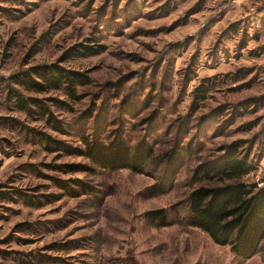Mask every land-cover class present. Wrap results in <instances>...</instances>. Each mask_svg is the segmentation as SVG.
<instances>
[{
    "label": "rangeland",
    "instance_id": "obj_1",
    "mask_svg": "<svg viewBox=\"0 0 264 264\" xmlns=\"http://www.w3.org/2000/svg\"><path fill=\"white\" fill-rule=\"evenodd\" d=\"M80 45L103 52L63 61L92 77L78 102L22 91L67 102L48 103L64 133L0 98V264H264V242L242 259L184 221L194 169L235 141L252 146L257 163L246 180L264 184V0H0V84ZM6 119L67 148L38 144ZM83 131L130 144L148 138L160 164L61 170L90 164L79 153ZM173 153L183 163L162 191ZM157 209L167 225L147 218Z\"/></svg>",
    "mask_w": 264,
    "mask_h": 264
},
{
    "label": "trees",
    "instance_id": "obj_2",
    "mask_svg": "<svg viewBox=\"0 0 264 264\" xmlns=\"http://www.w3.org/2000/svg\"><path fill=\"white\" fill-rule=\"evenodd\" d=\"M102 52L91 46L80 45L69 49L61 61L17 72L11 77L4 78L3 83L0 84H3L0 86V93L2 91L5 93L0 94V98H4L27 118L45 120L54 131L64 133V125L51 112L48 103L55 102L65 107L69 104L55 98L25 96L22 91L36 95L59 93L69 103H76L81 98L79 90L91 85L92 77L88 71L64 67L63 61L72 58H90ZM4 83L7 85L4 86ZM199 90L201 93L197 95L198 100L203 101L205 90L200 88ZM93 117L91 113L85 114L83 117L85 127ZM5 121L10 126L18 127L23 134L34 137L38 144L52 146L57 150L67 148L51 136L35 131L17 120ZM152 129L151 131H156L155 128ZM80 139L83 149H80L79 153L90 164H65L61 166V170L73 171L82 168L94 173L98 169L111 172L128 169L133 172H144L148 167L160 164L155 146L148 138L137 144H130L120 139L109 140L101 133L87 135V132L83 131ZM246 145L245 141H235L223 149L218 156L203 160L197 165L194 169L197 181L188 194L184 216L185 223L208 233L217 244L229 246L231 251L242 259L254 257L264 242V184L246 180V177L257 168V163L251 157L252 146ZM190 148L191 146L186 147L185 151L196 152V148L194 150ZM179 154L182 155V153H173L166 159L168 178L160 186L162 191L168 190L176 181L178 170L183 163V158ZM56 181L61 188L70 189L65 181ZM77 186L82 185L78 183ZM87 187L83 186L85 192ZM70 192L75 193L76 190L71 189ZM16 193L23 195L21 192ZM10 196L14 198L13 195ZM26 199L29 204H35V196L28 195ZM147 218L158 226L167 225L169 222L165 209L150 211L147 213Z\"/></svg>",
    "mask_w": 264,
    "mask_h": 264
}]
</instances>
